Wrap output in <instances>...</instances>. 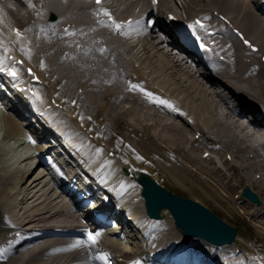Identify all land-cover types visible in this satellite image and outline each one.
Masks as SVG:
<instances>
[{"label":"bare ground","instance_id":"obj_1","mask_svg":"<svg viewBox=\"0 0 264 264\" xmlns=\"http://www.w3.org/2000/svg\"><path fill=\"white\" fill-rule=\"evenodd\" d=\"M152 1L105 0V5H97L92 0H0V78L10 86L4 90L0 82V98H6L0 99V127L15 144L23 140L34 148L33 162L24 166L0 156V264H264L260 254L244 249L246 243L251 244L247 237L245 240L244 228H237L231 243L215 245L194 235L182 243L181 231L173 225L167 209H161L158 219L149 218L136 175L123 161L111 157L107 144L112 134H119V124L126 122L129 132L144 135L135 140L145 156L154 149L153 140L164 151H158L161 154L155 162L168 159L174 165L177 162L172 158H178V166L172 170L164 165L162 171L180 188L193 184L187 168L192 169L188 160L194 158L211 185L210 189L202 184L204 198L226 210L229 191L240 185L235 196L242 201L239 212L247 215L250 206V226L264 236V146L256 142L254 148L246 149L235 138V133L261 126L264 143V0ZM102 9L123 25L120 31L110 21L97 18ZM169 12L188 21L181 25ZM47 13L54 14V19H48ZM197 20L205 26L195 29L200 39L213 41L209 51L214 72L202 60L195 61V52L189 48L188 40H195L187 24ZM160 47H165L164 51ZM221 54L223 58L218 60ZM41 58L43 68L38 63ZM177 63L184 66L178 67L181 74L175 68ZM27 66L32 73H27ZM10 68L17 72L15 78L9 75ZM173 75L194 93L187 95L182 81L179 84ZM197 76L204 86L197 84ZM191 94L198 99L197 105L191 103ZM68 98L75 99L74 106L65 109L63 99ZM154 110L183 115L193 132L190 139L185 127L189 143L208 142L202 150L208 152L207 158L201 160L185 147L180 136L186 138L183 125L158 117ZM161 128L172 134L173 138L166 136L172 147L159 137ZM60 149L70 155L61 159ZM73 160L80 170L72 168ZM180 161L187 173L180 169ZM209 161L216 168L212 167L213 172L223 177V185L210 178L214 173L208 169ZM51 162L60 164L58 177ZM227 164L233 166L236 176L227 173ZM139 168L156 177L151 168ZM245 188L259 201L245 197ZM189 197L209 207L202 197ZM87 199L94 200V209H87ZM112 218L123 224L127 235L138 229L143 237L134 244L127 240V244L117 235L103 233V224ZM89 232L100 233L97 243L77 245V241L88 240ZM104 254L112 257L107 261L97 258ZM202 255H208L210 261Z\"/></svg>","mask_w":264,"mask_h":264},{"label":"rangeland","instance_id":"obj_2","mask_svg":"<svg viewBox=\"0 0 264 264\" xmlns=\"http://www.w3.org/2000/svg\"><path fill=\"white\" fill-rule=\"evenodd\" d=\"M90 1V0H89ZM170 1V0H169ZM172 4H175V3H171V5ZM211 4V3H210ZM102 5H105V2L102 4ZM175 6V5H174ZM173 9H175V12H177V10H178V8L177 7H173ZM46 16H47V18L48 19H50V20H52V19H54V14H52V13H47L46 14ZM155 28V27H154ZM155 30V29H154ZM49 42H46V44H48ZM165 48V47H164ZM164 48H162V47H160V49H163V51H164ZM31 55H33V52L31 53ZM33 60H34V58H33ZM38 63H39V65H40V67L41 68H43L44 67V64H43V62H42V58H41V60L40 61H38ZM192 65H195V64H193V63H191ZM172 65H174L173 63L171 64V66ZM188 65V64H187ZM178 67L179 68H183L184 66H182V65H179L178 63L177 64H175V68H177V70H179L180 71V74L181 73H183V70L182 69H178ZM261 73V72H260ZM261 74H263L264 75V72H262ZM48 78H51V76L50 75H48ZM173 78H175V79H177L178 81V83L180 84L181 83V81H182V84H181V86L183 87V90L185 91V93H187V95H188V93H190V92H193L194 93V90H193V88L192 87H190V85H188L186 82H184L183 80H181L180 78H177V76L176 75H173ZM197 78H198V80H200V81H197V84L199 83V82H201V83H199L198 85L199 86H204L203 85V80H201L200 79V77H198L197 76ZM181 80V81H180ZM59 83H60V81H59ZM38 85H42V84H38ZM198 85H195V86H198ZM70 88H71V86H70ZM185 88V89H184ZM197 89H198V87H196ZM79 89H80V87H79ZM199 90H197V92H198ZM76 94H78V93H76ZM76 94H74V95H76ZM142 95V97L140 96V98L141 99H144L145 97H144V95L143 94H141ZM59 96V95H58ZM144 97V98H143ZM59 98H61L60 96H59ZM149 99V98H148ZM145 100V99H144ZM63 101H66V103H65V109L66 108H68V107H73L74 106V102H75V99H70V98H68L67 100L66 99H63ZM152 102H155V100H151ZM73 102V103H72ZM174 104V103H173ZM141 105V104H140ZM143 105V104H142ZM141 105V107H143ZM186 105V104H185ZM145 106V105H144ZM153 106V105H152ZM145 108L146 107H144L142 110H145ZM225 110V109H224ZM153 112H155L156 114H157V116L158 117H162V118H164L166 121H173L175 124H177V125H183V128H185V127H187V125L186 124H189L188 122H187V119H185V118H183V115H180V114H178L177 115V117H176V115H172V116H169V114L167 113V111H163V110H159V111H156V110H154ZM177 112V111H176ZM176 112H173V113H176ZM160 114V115H159ZM182 119V120H181ZM2 127V126H1ZM0 127V136L2 137V138H0V140L2 141H0V145H2V146H0V148H1V151H0V156H3L6 160H8V162H10V163H13V164H21L22 166H24L25 164H27L28 162H33V160L32 159H34L31 155H32V151H33V147H31V145H29V142H25V141H21L20 143H17L16 142V144H15V141H14V138H12V137H10V136H6L5 137V133H4V129H3V127L1 128ZM93 128L95 129V126H93ZM130 127L129 126H127V124H126V122H124V123H120L119 124V127H118V132H119V134L116 136V135H114L113 136V134L111 135V138H110V140L111 141H109V143L107 142V144H109L110 146H111V151H109L110 152V154H111V157H113V158H115V159H119V160H121V161H123V163L124 164H126L129 168H130V170L131 171H133L134 172V175H138V173L139 172H142V170L139 168V166L141 167V168H146V169H150L151 168V170L153 171V173L156 175V177L155 176H153V174L152 175H150L151 173H148L155 181H157L159 184H161V185H163L164 187H166L168 190H170L171 192H173V193H176V194H179V195H181V196H184V197H189V196H195V195H197V196H200V197H202L203 198V200L207 203H205L207 206H209V207H207L209 210H211L212 212H214L216 215H218L219 217H221L223 220H225L226 222H228V223H230V224H232V225H238V227H240V228H244L243 230L245 231V238L247 237L248 238V240L250 241V243L252 244H245L244 245V249H246L247 250V252L249 253V254H255V256H256V254H260L259 255V257L264 261V236L263 235H261V234H257V230L258 229H254V228H252L251 226H250V217L249 216H251L252 215V211H253V209H251V207L249 206V209H250V211H249V209L247 208V210H246V212H247V215H246V213H245V216H243V214H242V212H239L241 209V206H242V201L238 198V199H236L235 198V196H236V191L238 190V187H240V185H237V186H235L234 185V189H231L230 191H229V199H227V200H225L224 201V206L226 207V210L225 209H219L218 207H216L213 203H211V202H209L206 198H204V196L200 193V189L201 188H203V187H209L210 189H211V185L209 184L208 185V181L204 178V177H202L203 175V167L200 165V164H198V163H196L195 161V159L194 158H192V159H190L189 158V160H191V161H189L187 158H185L184 160H183V158H181V160L182 161H187L188 160V162L190 163V164H192L193 166H191L192 167V169H190L189 167L187 168V170H189L190 172H191V176H193V184L191 185V186H189L190 188H188V187H186V188H180V187H178V186H174V185H172L171 184V182H170V180H169V178H170V175H168V174H166L165 172H163L162 170H163V168L165 167V166H168V168L169 169H172L173 170V168L175 167V165L176 166H178L179 164V161H178V158L176 159V158H172V160L174 161V159L176 160L175 162H177V164H174V165H171L170 164V162H168V159L167 160H165L164 159V161L162 162V163H158V162H155V159H156V155L157 154H161V153H163L164 151L162 150V149H160V148H158L157 147V145L155 144V142L151 139V138H149V141L150 140H152V141H150L151 143V145L154 147V149L152 150V152H150V154H148V155H146L145 156V154H143V153H141V149H142V147L140 146V145H138V144H136V141L137 140H135L136 138L137 139H140V138H138V136L139 137H143L144 135H141V134H138L137 135V133H135V132H129L131 129H129ZM188 129H189V131H190V133H189V138L190 139H193V132H192V130L190 129V127L188 126L187 127ZM186 129V128H185ZM3 130V131H2ZM163 131V132H162ZM186 138H185V136H184V134H182V135H180L181 137H182V142H183V144L185 145V147H190V149H192V150H194L193 152H195L196 153V156H197V158H199V159H201V160H203V159H206L207 157H204L202 154H203V152L204 151H202L203 149H205V144H207L208 145V142H206V141H199V140H197V141H193V143L194 142H201V143H199L197 146H196V144L194 143H189V139H188V137H187V135H188V130L186 129ZM228 131H230V130H227V132ZM159 132H161V133H159V137L161 138V140H162V138H163V140L164 141H166L167 143H169V145L172 147V144L166 139V136L168 137V136H171L172 138H173V136H172V134H169L167 131H165L164 129L162 130V128L160 129V131ZM165 132V133H164ZM167 133V134H166ZM162 134V135H161ZM161 135V136H160ZM4 138V139H3ZM6 138H8V139H6ZM165 138V139H164ZM7 142H6V141ZM4 141H5V143H4ZM13 141V142H12ZM2 143H4V144H2ZM175 143V142H174ZM10 144H12V145H10ZM14 144V145H13ZM7 145H8V147H7ZM156 145V146H155ZM193 145V146H192ZM31 147V151H28V150H30L29 148ZM141 148V149H140ZM3 150V151H2ZM160 150V152L161 153H159L158 151ZM196 150V151H195ZM5 151H6V153H5ZM209 151V150H208ZM220 150H218V149H214V151L213 152H215V153H218ZM6 154V155H5ZM154 158H153V157ZM203 156V157H202ZM222 156H223V153H222ZM186 157V156H185ZM19 158V159H18ZM18 159V161L17 162H15L16 160ZM1 160H3V159H1L0 158V162H1ZM15 160V161H14ZM22 161V162H20V161ZM28 161V162H27ZM146 165V166H145ZM165 165V166H164ZM180 169L182 170V171H184V173L186 172L187 173V170H186V168H185V166H184V164L180 161ZM174 166V167H173ZM39 167H40V165H39ZM200 167V168H199ZM212 167L214 168V169H216L214 166H213V164H212V162L211 161H209V163H208V169H209V171L211 172L212 171V173H214L213 172V169H212ZM41 168V167H40ZM40 168H38L37 170L39 171L40 170ZM43 168V167H42ZM162 168V169H161ZM226 168H230L228 171H227V173L228 174H234V176H236V173H234V170H233V166H229V164H227L226 165ZM37 170L35 171V173L37 172ZM195 170H199V172H201V174L200 173H198V172H194ZM144 172H146V171H144ZM253 172V171H252ZM252 172L250 171L249 172V176L252 174ZM183 172H182V174L181 175H183L184 174ZM158 174V175H157ZM215 174V176L213 177V175ZM214 174H211V176H210V178L212 179V180H217L218 181V183H220V184H222V181H224L223 180V177H220L219 175H217L216 173H214ZM205 175V174H204ZM179 177H181V176H179ZM216 177V178H215ZM219 178V179H218ZM44 179V178H43ZM204 181V182H203ZM202 182V183H201ZM205 183H207V184H205ZM197 184H200V186H196ZM202 184H204V186L202 185ZM207 185V186H206ZM223 185V184H222ZM228 185H230V184H228ZM231 185H233V184H231ZM201 186H203V187H201ZM237 187V188H236ZM194 188V189H193ZM53 190V189H52ZM54 192V191H53ZM263 192V191H262ZM264 193V192H263ZM54 193H52V195H53ZM189 198H191V197H189ZM50 198H48L47 200H49ZM240 206V207H239ZM242 211V210H241ZM241 213V214H240ZM242 215V216H241ZM259 216V215H258ZM171 217V216H170ZM258 218V217H257ZM245 219V220H244ZM244 221V222H243ZM242 222H243V224H244V227H243V225H242ZM263 234V233H262ZM247 238L245 239V240H247ZM246 242V241H245ZM199 249H201V248H199ZM113 254H115V253H113ZM255 256H252V257H255ZM110 257H112V255H108V259L110 258Z\"/></svg>","mask_w":264,"mask_h":264},{"label":"water","instance_id":"obj_3","mask_svg":"<svg viewBox=\"0 0 264 264\" xmlns=\"http://www.w3.org/2000/svg\"><path fill=\"white\" fill-rule=\"evenodd\" d=\"M136 180L141 185L140 194L147 215L159 218L161 209H169L175 226L180 228L183 241L191 235H198L209 242L222 244L231 242L235 237V226L226 223L199 202L170 192L147 173H139ZM244 191L245 197L259 201L251 189L245 188Z\"/></svg>","mask_w":264,"mask_h":264},{"label":"snow or ice","instance_id":"obj_4","mask_svg":"<svg viewBox=\"0 0 264 264\" xmlns=\"http://www.w3.org/2000/svg\"><path fill=\"white\" fill-rule=\"evenodd\" d=\"M155 2V0H154ZM96 3L97 5L101 4L102 3V0H96ZM101 13L108 17L109 18V21H110V24L111 26L116 30V31H120L123 27L122 24H119L117 23L114 19L111 18V14L106 10V9H102L101 10ZM205 19H207V17H205ZM101 23H104L103 21H101ZM129 24H131V21L129 22ZM199 26L201 29L204 28V25L201 23V21L197 20L195 22V24L193 25H190L189 27L192 28L193 30L196 29V27ZM17 35L19 36L20 33L17 32ZM197 39H199V37H197ZM244 43L247 44L250 48H252L253 51H256V49L247 41V40H244ZM201 47H204L203 44L200 45ZM101 51H103V49H101ZM29 72L31 73V70H29ZM9 75H11L12 77H16L17 76V72L12 70L9 72ZM138 86L137 85H132V88H137ZM147 95L149 96V98L155 100L156 98L155 97H152V94L151 93H147ZM158 103H161V104H165V105H168V102L167 101H164V100H159L157 101ZM169 107H171V105H168ZM175 110V109H173ZM29 139L31 140V137H29ZM33 143H35V141H32ZM100 236V233L99 232H96V233H91L89 232L88 233V240L87 241H77V245L79 244H82V243H88L90 245H95L97 243V239L98 237ZM75 246V245H74ZM98 259L100 260H103V261H107L108 260V256L107 254H104V255H100L99 257H97Z\"/></svg>","mask_w":264,"mask_h":264}]
</instances>
